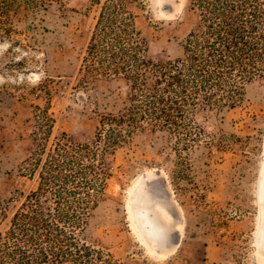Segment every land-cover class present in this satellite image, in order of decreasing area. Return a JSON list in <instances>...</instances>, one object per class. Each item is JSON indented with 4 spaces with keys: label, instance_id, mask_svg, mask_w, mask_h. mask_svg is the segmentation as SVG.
<instances>
[{
    "label": "rangeland",
    "instance_id": "374dc122",
    "mask_svg": "<svg viewBox=\"0 0 264 264\" xmlns=\"http://www.w3.org/2000/svg\"><path fill=\"white\" fill-rule=\"evenodd\" d=\"M109 10L132 14L145 54L154 60L179 56L197 20L188 0H0V236L37 185L36 173L23 163L35 137L47 146L61 132L89 141L98 111L126 100L121 75L86 70L91 37L103 26L101 12ZM221 115L197 113L200 139L194 142L146 126L118 147L86 241L119 264H263L264 76L247 84L242 102ZM150 181L162 185L180 234L160 252L148 249L152 244L129 211L136 208L135 191Z\"/></svg>",
    "mask_w": 264,
    "mask_h": 264
},
{
    "label": "trees",
    "instance_id": "16d2710c",
    "mask_svg": "<svg viewBox=\"0 0 264 264\" xmlns=\"http://www.w3.org/2000/svg\"><path fill=\"white\" fill-rule=\"evenodd\" d=\"M188 1L197 20L174 58L145 54L131 13L101 12L103 26L91 37L86 70L121 75L126 100L98 111L89 141L61 132L47 146L35 137L23 163L36 173L37 185L0 236V264H119L84 236L105 196L115 150L146 126L184 144L199 140L197 113L216 116L234 108L246 85L264 76V0Z\"/></svg>",
    "mask_w": 264,
    "mask_h": 264
},
{
    "label": "bare ground",
    "instance_id": "6f19581e",
    "mask_svg": "<svg viewBox=\"0 0 264 264\" xmlns=\"http://www.w3.org/2000/svg\"><path fill=\"white\" fill-rule=\"evenodd\" d=\"M163 190L156 183L150 181L144 188L136 190L131 199V203L136 202V208L129 209L130 213L132 212V220L134 217L135 225L141 229V235L152 244V246L147 244L150 251L160 252L157 250V246L166 244L175 232V219L169 207L164 204L166 197ZM261 199L264 209V177L261 180ZM261 219L258 240L264 247V213ZM132 222L134 223V221ZM259 255L264 264V255L260 253Z\"/></svg>",
    "mask_w": 264,
    "mask_h": 264
},
{
    "label": "water",
    "instance_id": "95a60500",
    "mask_svg": "<svg viewBox=\"0 0 264 264\" xmlns=\"http://www.w3.org/2000/svg\"><path fill=\"white\" fill-rule=\"evenodd\" d=\"M157 174H159V171L157 172ZM158 186L162 189V185L161 184H158ZM165 197L166 198H165L164 204L169 207V209L172 212L173 216L176 217V214H175L173 208H171L170 205H169V198L167 196H165ZM179 238H180L179 232H177V231L174 232L173 235H172V238L170 240H168L166 244H164L163 246H160V245L157 246V250L161 251L163 249L172 248L173 245H175L179 241Z\"/></svg>",
    "mask_w": 264,
    "mask_h": 264
}]
</instances>
